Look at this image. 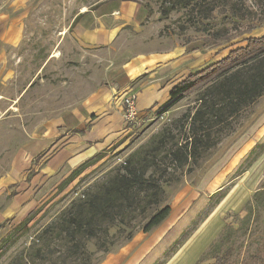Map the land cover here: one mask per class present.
Listing matches in <instances>:
<instances>
[{
	"label": "rangeland",
	"instance_id": "374dc122",
	"mask_svg": "<svg viewBox=\"0 0 264 264\" xmlns=\"http://www.w3.org/2000/svg\"><path fill=\"white\" fill-rule=\"evenodd\" d=\"M106 1L0 0V13H7L8 19L19 26L17 39L2 44L0 57V223L8 220L0 230V239L12 225L36 207L41 208L29 222L28 233L0 256V264L24 251L35 234L87 185L102 180L130 151L165 128L181 126L184 115L193 111L196 92L180 98L167 110H163L162 103L135 122H126L122 117L126 125L123 134L104 148L103 158L79 181L75 179L56 192L55 186L73 168L50 181L66 163L54 173L46 165L49 156L65 141L64 135L33 156L23 149L31 139L64 131L69 110L88 103L98 92H108L113 84L108 73L113 67L141 49H175L191 40L188 47L195 45L203 50L189 56L190 66L176 80L245 45L247 37L264 35V6L255 0H229L237 3L243 19L223 14V8L213 11L209 19L188 8L165 15L161 13L164 0H129L147 10V19L139 26L123 28L125 31L107 47H86L75 36L74 26L68 28L75 15ZM248 26H253L250 33L230 41L209 39L220 27L234 33ZM130 90L133 88L115 89L110 100L122 108L123 96ZM231 126L197 166L175 173L179 182L164 185L163 204H168L171 211L160 225L148 233L136 228L131 240L108 253L96 250L93 241L89 242L92 264H195L225 224L236 227L245 213V202L264 181V147L249 167L248 159L244 160L257 142L264 143V95L235 117ZM239 164L242 166L238 169ZM217 191L224 193L219 201L218 194L211 196ZM236 249L231 264H239L248 252L261 253L264 263V210L238 239ZM208 263L214 260L200 261Z\"/></svg>",
	"mask_w": 264,
	"mask_h": 264
},
{
	"label": "trees",
	"instance_id": "16d2710c",
	"mask_svg": "<svg viewBox=\"0 0 264 264\" xmlns=\"http://www.w3.org/2000/svg\"><path fill=\"white\" fill-rule=\"evenodd\" d=\"M163 2L161 13L165 15L178 8H188L209 19L213 11L223 8V14L231 18H244L237 3L229 0ZM255 2L264 6V0ZM101 3L89 9L93 10ZM262 13L264 15V9ZM81 14L75 15L68 29L78 22ZM221 28L215 29L209 39L230 41L250 33L253 26L235 29L234 33ZM244 41L245 45L230 50L226 56L190 73L171 87L163 110L184 96L197 94L196 105L193 111L184 115L181 126L173 130L165 128L130 151L107 171L102 180L90 183L72 198L35 234L24 251L6 264H92L87 247L89 242L93 241L96 250L108 253L131 240L136 228L148 233L160 225L171 211L168 204H163L166 200L164 185L179 182V176L175 175L177 171L185 169L187 172L197 166L219 142L221 134L230 130L232 120L264 95V35L250 36ZM189 42L191 40L186 44ZM263 147L264 143L257 142L250 149L244 159H248L247 167ZM103 156L104 151H100L74 167L55 186L56 192L66 189L75 179L79 181ZM241 166L239 164L238 169ZM217 194L216 201H219L224 193L217 191L211 196ZM244 210L238 225L225 224L195 264L204 259L214 260L208 264H231L238 239L258 221L260 211L264 210V181L245 202ZM40 211L41 208L36 207L10 227L0 239V256L28 233L29 222ZM7 223L8 220L1 222L0 230ZM112 229L114 232L111 233ZM239 264L264 263L261 253L248 252Z\"/></svg>",
	"mask_w": 264,
	"mask_h": 264
},
{
	"label": "crops",
	"instance_id": "0c3cea01",
	"mask_svg": "<svg viewBox=\"0 0 264 264\" xmlns=\"http://www.w3.org/2000/svg\"><path fill=\"white\" fill-rule=\"evenodd\" d=\"M147 16L146 9L129 0H108L93 10L82 11L74 25L75 36L86 47H107L125 31L123 28L139 26ZM8 18L7 13H0V57L3 53L2 44L14 42L19 34L17 22ZM194 46L188 47L186 44L175 49H141L140 52L125 58L108 73L113 82L108 92H98L88 103L68 111L64 125L69 132L65 128L61 133H50L45 135V138L31 139L26 143L24 152H30L33 156L47 149L57 137L64 135L62 140L65 141L56 148L51 157L49 156L46 165L50 173H54L62 163H66L64 168L49 180L59 179L61 175L95 153L103 151L123 134L125 124L121 114L122 108L117 106V101L110 100L111 95L116 94L115 89L132 87L136 92L138 116H144L149 110H154L156 106L164 103L169 97L171 87L188 75L186 73L184 77L175 80L190 66L189 56L192 57V54L203 50V47ZM190 48L196 51L193 52ZM185 51L192 53L186 55ZM75 128L78 131L71 133L70 130Z\"/></svg>",
	"mask_w": 264,
	"mask_h": 264
},
{
	"label": "built area",
	"instance_id": "2783aa9c",
	"mask_svg": "<svg viewBox=\"0 0 264 264\" xmlns=\"http://www.w3.org/2000/svg\"><path fill=\"white\" fill-rule=\"evenodd\" d=\"M136 95L133 90L125 93L122 102V117L126 122H135L138 119V111L135 104Z\"/></svg>",
	"mask_w": 264,
	"mask_h": 264
}]
</instances>
